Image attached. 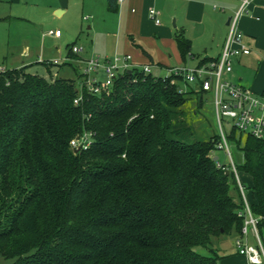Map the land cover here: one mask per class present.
<instances>
[{"label":"trees","instance_id":"obj_1","mask_svg":"<svg viewBox=\"0 0 264 264\" xmlns=\"http://www.w3.org/2000/svg\"><path fill=\"white\" fill-rule=\"evenodd\" d=\"M174 39L186 61L189 40L181 32ZM173 79L132 69L93 95L26 67L0 74L1 259L220 264L212 239L240 234L242 203L231 195L233 175L212 160L217 134L194 140L186 121L185 104L194 96L200 108L201 93ZM80 138L89 146L76 151L70 141ZM228 141L242 157L237 170L248 178L241 182L260 233L264 140L231 130Z\"/></svg>","mask_w":264,"mask_h":264},{"label":"crops","instance_id":"obj_2","mask_svg":"<svg viewBox=\"0 0 264 264\" xmlns=\"http://www.w3.org/2000/svg\"><path fill=\"white\" fill-rule=\"evenodd\" d=\"M0 2L22 5L21 9L28 14L34 13L30 8L35 5L42 6L46 12L59 10V15L69 12L70 8H73L72 5H79L82 20H91L89 30L93 28L94 31L101 30L114 36L112 40L108 39L105 41L106 44L96 48L97 55L92 53L89 57L83 56L80 54L82 50L77 54H69V49H67L71 45L69 44L65 47V57L61 63L58 60H53L58 62L57 65H53L52 61L40 62L46 71V76L41 75V77L53 79L58 77L57 74H62V78L73 80L80 87L83 61L92 57L110 59L114 56L128 55L134 65L137 67L149 65L151 73L153 69L156 70L158 77L166 76L169 68L190 67L185 63L186 61L181 59L177 50L174 39L177 32L183 33L190 42L191 57L189 58L196 57L194 51L198 52V50H196L195 43H202L203 57L196 66L217 59L226 37L225 23L238 8L240 0H0ZM109 3L115 7L114 11L109 10ZM214 6L216 9L213 8ZM149 9L157 11L160 24L156 25L149 19ZM248 13L240 19L239 28L245 35L251 53L235 59L233 72L228 78L235 84L248 87L254 93L264 95V61L255 60L264 53V0H252ZM9 15L14 14L11 11ZM224 26L226 29H224L222 38L216 39L215 35H210L211 28L223 29ZM48 32L45 35H48ZM61 37L62 33L60 37L53 38L60 39ZM72 44L75 46V42ZM144 45L155 48V59L147 54L143 48ZM22 56L26 58L25 53ZM7 63L5 58L2 64L6 69L26 67V73L35 74L29 71L32 65L10 69ZM252 64H256L257 70L252 79L248 80L246 69ZM52 67L58 69L57 74ZM176 84L180 85L185 92L200 93L193 85H185L180 81ZM220 264H246V262L244 257L239 256L232 262L220 260Z\"/></svg>","mask_w":264,"mask_h":264},{"label":"built area","instance_id":"obj_3","mask_svg":"<svg viewBox=\"0 0 264 264\" xmlns=\"http://www.w3.org/2000/svg\"><path fill=\"white\" fill-rule=\"evenodd\" d=\"M251 1L240 0L238 8L229 17L226 37L217 59L194 68L186 66L169 68L164 77H173L175 84L180 81L185 85H193L202 95H210L214 119L218 128V141L214 151L222 152L228 161L227 165L222 164L217 158L216 166L233 175L242 203V207L237 212L238 217L242 219V227L234 246L237 254L245 258L246 264H264V242L259 233L261 217L251 211L246 188L239 177L237 165L232 160L228 141L231 130L249 135L257 140H264V95L254 93L248 87L235 84L228 78L233 72L235 59L248 56L251 53V49L245 41V35L239 28L240 19L249 14L248 8ZM213 8L216 9V6ZM148 17L156 25L160 24L158 13L154 9L148 10ZM48 35L60 37V32L58 30L49 31ZM71 51L77 54L81 49L74 46ZM51 63L58 64L57 61ZM132 69H137L143 74L151 73L149 65L137 67L128 55L114 56L110 59L92 57L83 61L80 85L84 86L88 93L99 95L111 88L114 80L120 74L122 75L126 71L131 72ZM6 70L5 67L0 66V74L5 73ZM80 99V96L77 97L74 104L77 105ZM222 118L230 121L229 132L224 131ZM88 146L89 143L84 138L70 141V147L76 151L85 150ZM250 239L253 243L250 242Z\"/></svg>","mask_w":264,"mask_h":264},{"label":"rangeland","instance_id":"obj_4","mask_svg":"<svg viewBox=\"0 0 264 264\" xmlns=\"http://www.w3.org/2000/svg\"><path fill=\"white\" fill-rule=\"evenodd\" d=\"M70 8V11L66 14L59 15V10L47 12L40 5L31 7L33 14L25 13L16 4L0 2V66H3L2 62L7 59L8 68H18L24 65H32L29 70L31 73L38 75H45V67L40 64L43 61L58 60L60 63L65 57L66 45L75 42V47L81 49L80 52L83 56H91L93 53L97 55L96 48L103 46L106 40H112L114 36L106 34L101 30L88 29L91 20L85 21L81 18V7L78 5ZM12 11V14L9 15ZM26 16V17H25ZM19 18V19H16ZM58 30L62 37L55 39L48 35H45L49 30ZM224 26L221 28H211L210 35H215L216 39H220L224 35ZM121 39V36H119ZM246 41V40H245ZM103 44V45H102ZM134 45H138L134 43ZM140 45V44H139ZM141 46V45H140ZM198 52L195 58H187L186 64L191 68L198 65L200 58L203 57V45L202 43H195ZM144 50L153 59L155 56V48L144 45ZM26 49V51H24ZM194 50V49H193ZM96 51V52H95ZM26 54V58H23V54ZM255 57V56H254ZM61 58V59H60ZM255 60L264 61V53ZM255 62V61H253ZM23 64V65H22ZM57 74L58 69H54ZM256 64L248 66L246 69L247 79L250 80L256 73ZM152 74L158 77V72L152 70ZM46 76V75H45ZM58 77H62V74H57ZM72 78V76H70ZM202 106L197 107V100L193 96L185 104L186 121L191 123L194 128L195 137L194 140H207L211 136H214L218 132V128L214 119L212 100L209 94L201 95ZM230 121L226 118H222V126L225 132H229ZM193 140V141H194ZM233 162L237 165L242 162V157L239 151L235 149L234 145L230 144L229 147ZM213 157H217L222 164H228V161L224 154L220 151H213ZM240 179L244 184H248V178L243 173H239ZM229 186L231 195L234 198H238V192L234 189L232 180H229ZM246 189V195H248ZM238 234L231 232L230 234L221 235L217 238H213L211 242V249H213L223 262L235 261L239 256L234 246L235 240ZM260 238L264 242V230L260 232ZM250 242L253 241L250 239ZM197 251L201 254H207L202 248H198ZM10 260H3L0 258V264H11Z\"/></svg>","mask_w":264,"mask_h":264},{"label":"water","instance_id":"obj_5","mask_svg":"<svg viewBox=\"0 0 264 264\" xmlns=\"http://www.w3.org/2000/svg\"><path fill=\"white\" fill-rule=\"evenodd\" d=\"M229 18L227 19V21H226V23H225V25L226 26H228V24H229ZM214 162H216L217 161V157H213V159H212Z\"/></svg>","mask_w":264,"mask_h":264}]
</instances>
